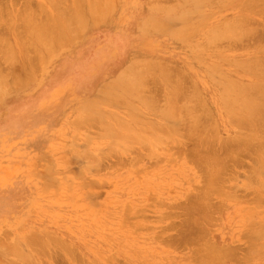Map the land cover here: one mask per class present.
<instances>
[{
    "label": "rangeland",
    "instance_id": "374dc122",
    "mask_svg": "<svg viewBox=\"0 0 264 264\" xmlns=\"http://www.w3.org/2000/svg\"><path fill=\"white\" fill-rule=\"evenodd\" d=\"M210 1L0 0V264H264V0Z\"/></svg>",
    "mask_w": 264,
    "mask_h": 264
},
{
    "label": "bare ground",
    "instance_id": "6f19581e",
    "mask_svg": "<svg viewBox=\"0 0 264 264\" xmlns=\"http://www.w3.org/2000/svg\"><path fill=\"white\" fill-rule=\"evenodd\" d=\"M99 1H100V0H99ZM209 1H210V0H209ZM211 1H212V0H211ZM211 1H210V2H211ZM213 1H214V0H213ZM256 1H257V0H256ZM89 2H90V1H89ZM92 2H93V0H92ZM95 2H96V1H95ZM254 2H255V1H254ZM101 3H102V2H101ZM251 3H252V2H251ZM220 4H221V3H220ZM248 4H249V3H248ZM258 4H259V2H258ZM258 4H256V5L259 7ZM73 5H74V4H73ZM75 5H76V4H75ZM98 5H99V4H98ZM251 5H253V4H251ZM256 5H253V6H256ZM92 6H93V5H92ZM244 6H245V5H244ZM257 6H256V8H258ZM76 7H77V6H76ZM97 7L99 8V6H97ZM251 7H252V6H251ZM251 7H250V4H249V8H250L251 10H254V9H252ZM247 8H248V6H247ZM254 8H255V7H254ZM261 8H262V7L258 8V9H261ZM263 8H264V7H263ZM74 9H75V8H74ZM75 10H76V9H75ZM88 10H89V9H88ZM246 10H247V9H246ZM72 11H73V10H72ZM76 11H77V10H76ZM92 11H93V10H92ZM256 11H257V10H255V13H256ZM259 11L262 12V10H258L257 13H260ZM247 12L250 13L249 10H248ZM263 12H264V11H263ZM74 13H75V12H74ZM84 13H85V12H84ZM90 13H91V12H90ZM92 13H93V12H92ZM92 13H91V15H92ZM239 13H240V12H239ZM77 14H78V13H77ZM82 14H83V13H82ZM85 14H86V13H85ZM85 14H84V15H85ZM72 15H73V12H72ZM249 15H250V14H249ZM79 16H80V14H79ZM66 17H67V16H66ZM90 17H91V16H90ZM239 17L241 18V20H246V19H242L241 15H239ZM239 17H238V18H239ZM250 17H251V16H250ZM48 18H51V15H50ZM82 18H83V16H82ZM245 18H247V17H245ZM253 18H254V17H253ZM58 19H59V18L57 17V20H58ZM72 19L75 20V18H72ZM72 19H69V21H73ZM96 19H97V18H96ZM49 20H50V19H49ZM51 20H52V18H51ZM65 20H67V19H65ZM83 20H84V18H83ZM85 20H86V19H85ZM93 20H94V19H93ZM246 21H247V20H246ZM254 21H255V20H254ZM254 21H253V22H254ZM60 22H61V21H60ZM44 23H45V22H44ZM51 23H52V24L54 23L53 20H52ZM67 23H68V22H67ZM70 23H71V22H70ZM75 23H76V22H75ZM75 23H74V24H75ZM242 23H243V21H242ZM58 24H60V25H58V28H59V29H62L61 26L63 25V23H62V25H61V23L58 22ZM202 24H203V23H202ZM230 24H231V23H230ZM263 24H264V23H263ZM42 25H43V24H42ZM67 25H68V24H67ZM71 25H72V23H71ZM233 25H234V24H233ZM233 25H232V26H233ZM250 25H251V23H250ZM48 26H49V25H48ZM59 26H60V27H59ZM195 26H196V25H195ZM197 26H198V24H197ZM28 27H30V26H28ZM31 27H32V26H31ZM67 27H68V26H67ZM235 27H236V26H235ZM235 27L233 26V27H232L233 29H232V28L229 26V28H230L231 31L234 30ZM247 27H249V26H247ZM34 28H35V27H34ZM48 28H49V27H48ZM77 28H78V27H77ZM77 28H76V29H77ZM191 28H192V27H191ZM193 28H195V27L193 26ZM236 28H237V27H236ZM238 28H239V27H238ZM27 29H28V28H27ZM40 29H42V28H40ZM45 29H46V27H45ZM51 29H52V28H49V32L51 31V32L53 33L54 31H56V29H54V28H53L54 31H52ZM71 29H72V27H71ZM76 29H75V30H76ZM243 29H244V28H243ZM243 29H242V32L240 31V33L242 34V36H245V35H244V31H245V30H243ZM249 29H250V28H249ZM252 29H253V27H252ZM28 30H29V29H28ZM62 30H64V29H62ZM67 30H69V29L67 28ZM72 30H73V29H72ZM72 30H70V31H72ZM226 30H227V29H226ZM247 30H248V28H247ZM32 31H33V30H32ZM32 31H31V32H32ZM41 31H43V30H41ZM77 31H78V30H77ZM228 31H229V29H228ZM238 31H239V30H238ZM249 31H250V30H249ZM249 31H247V34H246V35H248V32H249ZM251 31H252V30H251ZM22 32L24 33V31H21V32H20V35H21ZM29 32H30V31H29ZM29 32H27V33L29 34ZM44 32H45V31H44ZM73 32H74V31H73ZM232 32H233V31H232ZM252 32H253V31H252ZM25 33H26V32H25ZM27 33H26V34H27ZM69 33H70V32H69ZM238 33H239V32H238ZM250 33H251V32H250ZM28 34H27V35H28ZM49 34H50V33H49ZM71 34H72V33H70V35H71ZM236 34H237V29H236ZM20 35L18 34V37H19ZM23 35H25V34H23ZM23 35H21L20 38H22ZM70 35H69V36H70ZM227 35H228V33H227ZM232 35H234V34H232ZM25 36H26V35H25ZM222 36H223V35H222ZM229 36H230V35H229ZM235 36H236V35H235ZM237 36H238V34H237ZM237 36H236V38H238V40H241V38L239 39V37H237ZM249 36H250V34H249ZM27 37H28V36H27ZM29 37H30V36H29ZM32 37H33V36H32ZM32 37H31V38H32ZM51 37H52V36H51ZM58 37L60 38V36H58ZM220 37H221V36H220ZM240 37H241V36H240ZM55 38H56V36H55ZM59 38H58V39H59ZM209 38H211V37H209ZM231 38L233 39V37H231ZM231 38H230V39H231ZM244 38H245V37H243L242 39H244ZM249 38H250V37H249ZM263 38H264V37H263ZM18 39H19V38H18ZM22 39H23V38H22ZM22 39H19V40L21 41ZM44 39H46V41H47V38H44ZM49 39H50V38H49ZM65 39H67L66 36H65V38H64L63 41H62L61 39H60V40H61L62 43H63V42H65ZM212 39H213V38H212ZM234 39H235V37H234ZM33 40H34V39H33ZM41 40H42V39H41ZM50 40H52V39H50ZM60 40H59V42H61ZM210 40H211V39H210ZM218 40H219V39H218ZM220 40H221V39H220ZM227 40H228V39H227ZM236 40H237V39H236ZM259 40H260V39H259ZM44 41H45V40H44ZM46 41H45V42H46ZM212 41H215V40H212ZM224 41H226V40H224ZM224 41H223V42H224ZM228 42H229V40H228ZM234 42H235V41H234ZM257 42H258V41L256 40V43H257ZM260 42H262V41H259V43H260ZM42 43H43V42H42ZM62 43H61V44H62ZM207 43H208V42H207ZM210 43H211V42H210ZM212 43H213V42H212ZM1 44H2V43H1ZM8 44H10V43H8ZM8 44H7V46H8ZM262 44H263V43H262ZM22 45H23V44H22ZM51 45H52V43H51ZM256 45H257V44H256ZM0 46H2V45H0ZM5 46H6V44H5ZM214 46H216L215 43H214ZM44 47H45V45H44ZM0 48H1V47H0ZM4 48H5V47H3V49H4ZM10 48H11V47H10ZM7 49H9V47H8ZM1 51H2V49H1ZM11 51H12V50H11ZM37 51H38V50H37ZM260 51H261V50H260ZM41 52H42V51H40V53H41ZM4 53H5V52H4ZM36 53H37V52H36ZM5 54H6V53H5ZM254 56H255V55H254ZM254 56H253V57H254ZM36 57H37V56H35V58H36ZM38 57H39V56H38ZM14 58H15V57H14ZM251 58H252V57H251ZM251 58H250V59H251ZM253 59H254V58H253ZM256 59H257V57H256L254 60H256ZM0 60H1V58H0ZM259 60H260V59H259ZM37 61H38V60H37ZM37 61H36V62H37ZM251 61H253V60H251ZM1 62H2V61H1ZM1 62H0V64H1ZM8 62H10V61H8ZM8 62H7V63H8ZM34 62H35V59H34ZM36 62H35V63H36ZM249 62H250V60H249ZM35 63H34V65H35ZM142 63H143V62H142ZM259 63H260V61H259ZM248 64H249V63H248ZM250 64H252V63H250ZM257 64H258V63H257ZM146 65H147V64H146ZM155 65H156V64H155ZM152 66H153V65H152ZM158 66H159V65H158ZM149 67H150V66H149ZM149 67L147 66V69H148V70H150ZM252 67H253V66H251V69H252ZM34 68H35V66H34ZM134 68H135V67H134ZM145 68H146V67H145ZM152 68H153V67H152ZM143 69H144V68H143ZM153 69H154V68H153ZM153 69H152V70H153ZM2 70H4V69H2ZM18 70H19V69H18ZM145 70H146V69H145ZM254 71H255V70H254ZM256 71H258V70H256ZM0 72H1V71H0ZM138 72H139V71H138ZM145 72H146V71H145ZM149 72H150V71H149ZM152 72H153V71H152ZM152 72H151V74H152ZM5 73H6V71H5ZM153 73L155 74V72H153ZM160 73H161V72H160ZM148 74H149V73H148ZM151 74H149V76H150ZM154 74L151 75V76H155ZM161 74H162V73H161ZM169 75H170V74H169ZM173 75H174V74H172V77H173ZM178 75H179V74H178ZM167 76H168V75H167ZM170 76H171V75H170ZM170 76H169V77H170ZM175 76H176V75H175ZM177 77H178V76H177ZM179 77H181V76H179ZM179 77H178V78H179ZM223 77H224V76H223ZM225 77H226V76H225ZM225 77H224V78H225ZM134 78H135V77H134ZM163 78H164V77H163ZM153 79H154V78H153ZM158 79H159V78H158ZM165 79H166V78H165ZM136 80H137V79H136ZM149 81H150V80H149ZM152 81H153V80H152ZM156 81H157V80H156ZM173 81H174V80H173ZM233 81H234V80H233ZM233 81H232V82H233ZM0 82H1V81H0ZM4 82H5V81H4ZM4 82H3V83H4ZM154 82H155V81H154ZM154 82H153V83H154ZM157 82H158V81H157ZM235 82H237V80H236ZM235 82H234V84H235ZM176 83H177V82H176ZM229 83H230V82H229ZM239 83H241V81H240ZM131 84H132V83H131ZM236 84H237V83H236ZM236 84H235V85H236ZM246 84H247V83H246ZM246 84H244L245 89L247 88L246 90H248V92H249L250 90H249L248 88H250V85H249L248 87H246ZM1 85H2V84H1ZM126 85H128V84H126ZM145 85H146V84H145ZM178 85H180V82H179ZM235 85H233V87H234ZM241 85H242V84H241ZM241 85H240V86H241ZM247 85H248V84H247ZM259 85H260V84H258V86H259ZM128 86H129V85H128ZM167 86H168V85H167ZM237 86H238V85H237ZM240 86H239V87H240ZM252 86H253V85H252ZM252 86H251V89H254ZM263 86H264V85H263ZM233 87H232V88H233ZM242 87H243V86H242ZM141 88H142V87H141ZM180 88H181V85H180ZM235 88H236V87H235ZM1 89H2V88H1ZM129 89H130V88H129ZM112 90H113V89H112ZM114 90H115V89H114ZM145 90L149 91V88H146ZM145 90H144V92H146ZM180 90H181V89H180ZM241 90H242V89H241ZM150 91H152V93H151L152 95H151L150 93H147V94H149V95H151V96H155V94H153V90L150 89ZM150 91H149V92H150ZM229 91H230V90H229ZM243 91H245V90H243ZM243 91H242V92L240 91V92L243 93ZM263 91H264V90H263ZM263 91H262V92H263ZM144 92H143V93H144ZM169 92H170V91H169ZM231 92H232V91H231ZM233 92H234V89H233ZM254 92H255V91H254ZM182 93H183V92H182ZM234 93H238V92H234ZM245 93H247V92H245ZM250 93H252V91H251ZM229 94H230V93H229ZM239 94H240V93H239ZM243 94H244V93H243ZM149 95H148V97H149ZM182 95H183V94H182ZM227 95H228V94H227ZM236 95H237V94H236ZM236 95H235V96H236ZM241 95H242V94H241ZM253 95H254V93H253ZM260 95H262V93H260ZM156 96H157V95H156ZM224 96H225V95H224ZM230 96H231V95H230ZM245 96H247V95L245 94ZM245 96H244V97H245ZM249 96H250V94H249ZM112 97H113V96H112ZM119 97H120V96H119ZM186 97H187V96H186ZM189 97H190V96H189ZM189 97H188V99H191V98H189ZM252 97H255V95L252 96ZM252 97H251V100H252ZM263 97H264V96H263ZM263 97H262V99H264ZM107 98H108V97H107ZM144 98H145V96H144ZM149 98H150V100H151V97H149ZM153 98H154V97H153ZM234 98H235V97H234ZM249 98H250V97H248V99H249ZM168 99H169V98H168ZM180 99H181V96H180ZM228 99H229V98H228ZM244 99H245V98H244ZM152 100H154V99H152ZM155 100H156V98H155ZM166 100H167V99H166ZM193 100H194V99H193ZM232 100H233V99H232ZM241 100H242V99H241ZM245 100L248 101L247 99H245ZM251 100H250V101H251ZM147 101H148V100H147ZM156 101H157V100H156ZM156 101H155V102H156ZM171 101H172V100L169 99V104H171ZM188 101H189V100H188ZM243 101H244V100H242V102H243ZM250 101H249V102H250ZM252 101H254V102H250V103H253V104H254L256 100H252ZM262 101H263V100H262ZM152 102H153V101H152ZM155 102H153V103H155ZM173 102H175V101H173ZM182 102H184V101H182ZM191 102H192V101H190V105H189L190 108L192 107V106H191ZM197 102H198V101H197ZM263 102H264V101H263ZM143 103H144V102H143ZM145 103H146V101H145ZM184 103H185V102H184ZM184 103H182V104H184ZM193 103H194V102H193ZM244 103H245V104L243 105V104H241V101H239V104L242 105V107H243V106H244V107H248V106H249L248 108H245V109L248 111V109L250 108V109H249V114H250V115L247 116V115L244 113V116L246 115L247 119H249L248 117H250V116L252 117L253 114H256V112L259 110V108L257 109V103H255L254 105L252 104L253 107L250 105V103L247 104V106H246V102H245V101H244ZM128 104H129V103H128ZM148 104H149V103H148ZM148 104H147V105H148ZM172 104H173V103H172ZM172 104H171V105H172ZM224 104H225V102H224ZM130 105H131V104H130ZM135 105H136V104H135ZM166 105H168V104H166ZM177 105H178V104H177ZM180 105H181V104H180ZM180 105H179V106H180ZM194 105H195V104H194ZM133 106H134V105H133ZM133 106H132L131 108H133ZM149 106H151V103H150ZM149 106H147V107H149ZM195 106H196V107H199L200 105H195ZM226 106H227V104H226ZM261 106H262V105H260V109L263 108V107H261ZM136 107H138V106L136 105ZM171 107H172V106H171ZM174 107H175V105H174ZM174 107H173V111H174ZM180 107H181V106H180ZM196 107H195V108H196ZM200 107H201V106H200ZM242 107H241V108H242ZM244 107H243V109H244ZM251 107H252V108H251ZM258 107H259V106H258ZM149 108H150V107H149ZM195 108H193V109L195 110ZM137 109H138V108H137ZM137 109H136V110H137ZM156 109H157V108H156ZM184 109H185V108H184ZM184 109H182V110H184ZM197 109H198V108H197ZM133 110H135V108H133ZM152 110H155V109H152ZM157 110H158V109H157ZM171 110H172V109H171ZM177 110H178V109H176V107H175V112H176ZM179 110H180V109H179ZM203 110H204V109H203ZM233 110L235 111V108H234ZM236 110H237V109H236ZM263 110H264V109H263ZM173 111H172V112H173ZM185 111H186V110H185ZM88 112H89V111H88ZM183 112H184V111H183ZM236 112H238V111H236ZM236 112H235V113H236ZM263 112H264V111H263ZM177 113H178V112H177ZM177 113H174V114H177ZM184 113H185V112H184ZM186 113H187V112H186ZM204 113H205V112H204ZM207 113H208V112H207ZM207 113H206V117L209 115V114L207 115ZM231 113H233V111H232ZM235 113H234V118H235V116H236ZM196 114H197V111H196ZM196 114H195V115H196ZM238 114H239V113H238ZM257 114H258V112H257ZM257 114H256V115H257ZM195 115H194V116H195ZM232 115H233V114H232ZM232 115H230V113H229V116H230V117H232ZM241 115H242V118H243V114H241ZM241 115L239 114L238 116H241ZM187 116H188V115H187ZM187 116H186V114H185V117H187ZM197 116H199V115L197 114L195 117H197ZM200 116H202L201 113H200ZM200 116H199V117H200ZM238 116H237V117H238ZM91 117H93V116H91ZM183 117H184V116H183ZM185 117H184V118H185ZM191 117H192V116H191ZM202 117H204V116H202ZM251 117H250V118H251ZM253 117H254V116H253ZM253 117H252V118H253ZM97 118H98V117H97ZM192 118H193V117H192ZM204 118H205V117H204ZM207 118H208V117H207ZM207 118H206V119H207ZM242 118H241V119H240V117L238 118L240 122H242L243 120H245V119H244L245 117H244L243 119H242ZM254 118L258 121V119L256 118V116H255ZM186 119H187V118H186ZM198 119H199V118H198ZM202 119H203V118H202ZM206 119H205V120H206ZM247 119H246V120H247ZM187 120H189V119H187ZM190 120H191V119H190ZM190 120H189V122H190ZM196 120H197V119H196ZM252 120H253V119H250L249 121L251 122ZM261 120L264 121L263 119H261ZM261 120H260V121H261ZM192 121H193V120H192ZM192 121L190 122L191 124H192ZM201 121H202V120H201ZM231 121L234 122L233 120H231ZM254 121H255V120H254ZM203 122H204V120H203ZM243 122H244V121H243ZM245 122H246V121H245ZM190 123H189V124H190ZM252 123H253V121L251 122V124H252ZM256 123H257V122H256ZM256 123H255V124H256ZM194 124H195V123H194ZM200 124H201V123H200ZM202 124H203V123H202ZM248 124H250V123H248ZM255 124H252V125L255 126ZM259 124H260V123H259ZM195 125H196V124H195ZM236 125H237L239 128L242 126V124L239 126L238 122H236ZM261 125H262V123H261ZM261 125H259V126H261ZM263 125H264V122H263ZM263 125H262V126H263ZM193 126H194V125H193ZM197 126H198V125H197ZM197 126H196V128H198ZM202 126H203V125H202ZM246 126H247V125H246ZM246 126H245V127L243 126V127H244V128H248V127H246ZM238 127H237V129H238ZM201 128H202V127H201ZM249 128H250V127H249ZM199 129H200V128H199ZM212 130H213L212 132L214 133V129H212ZM240 130L243 131V129H240ZM256 130H258V129H256ZM259 130H260V129H259ZM246 131H248V130H246ZM250 131L252 132L253 130L250 129ZM240 132H241V131H240ZM244 132H245V131H244ZM244 132H243V133H244ZM257 132H258V131H257ZM257 132H256V135H257ZM189 133H190V132H189ZM195 133H197V131H196ZM259 133L261 134V131H259ZM198 134H199V133H197V137H198ZM237 134H238V133H237ZM237 134H236V136H238ZM244 134H245V133H244ZM251 134H252V133H250V135H251ZM254 134H255V133H254ZM199 135H200V134H199ZM240 135H241V134H240ZM242 135H243V134H242ZM250 135L248 134V136H250ZM256 135H253V134H252V137H254V136L256 137ZM261 135H264V132H263V134H261ZM195 136H196V134H195ZM195 136H194V137H195ZM257 136H258V135H257ZM240 137H241V136H240ZM240 137L238 136V140H240V139H239ZM242 137H246V136L243 135ZM252 137H250V138H252ZM260 137H261V136H260ZM260 137H259V139H260ZM247 138H249V137H246V140H247V141L249 140L248 142H250V144H252V141L255 140V138H254V139L252 138V139H251L252 141L250 140V138H249V139H247ZM256 138H257V137H256ZM241 139H243V138H241ZM244 139H245V138H244ZM203 140H204V139H203ZM236 140H237V139H236ZM207 141H208V139H207ZM241 141H242V140H241ZM255 141H256V140H255ZM255 141H254V142H255ZM198 142H199V140H198ZM200 142H201V141H200ZM200 142H199V143H200ZM205 142H206V140H205ZM257 142H258V141H257ZM259 142H261V139L259 140ZM199 143H198V144H199ZM207 143H208V142H207ZM207 143H206V144H207ZM210 143H211V142H210ZM200 144H201V143H200ZM202 145H203V144H202ZM204 145H205V143H204ZM208 145H213V144L211 143V144H208ZM213 146H214V145H213ZM257 146H259L258 143H257ZM261 146H262V145H261ZM196 147H197V146H196ZM200 147H201V146H200ZM204 148H205V146H204ZM206 148H208V147H206ZM215 148H216V147H215ZM247 148H248V145L246 146V149H247ZM255 148H256V147H255ZM262 148H264V144H263ZM262 148H261V149H262ZM200 149H201V148H200ZM209 149H211V148H209ZM209 149H208V150H209ZM216 149H217V148H216ZM216 149H215V150H216ZM231 149H232V148H231ZM231 149H229V150H231ZM243 149H245V148H242V150H241L240 153H244V152H246V150L243 151ZM248 149H249V148H248ZM248 149H247V151H248ZM250 149H251V148H250ZM258 149H259V148H258ZM196 150H197V148H196ZM204 150H205V149H204ZM215 150H214V151H215ZM217 150H218V149H217ZM229 150H228V151H229ZM232 150H233V149H232ZM238 150H240V149H238ZM254 150H255V149H254ZM193 151H194V150H193ZM228 151H227V152H228ZM234 151H236V150H234ZM242 151H243V152H242ZM252 151H253V150H252ZM263 151H264V150H263ZM202 152H203V151H202ZM204 152H205V151H204ZM256 152L259 153V152L257 151V149H256ZM260 152H261V150H260ZM230 153H231V152H230ZM240 153H239V154H240ZM248 153L251 154V152H248ZM253 153H255V151H253ZM257 153H256V154H257ZM263 153H264V152H263ZM197 154H198V153H197ZM231 154H232V153H231ZM231 154H230V155H231ZM233 154H234V153H233ZM193 155H194V154H193ZM201 155H202V154H201ZM201 155H200V157H201ZM230 155H229V156H230ZM235 155H237V154H235ZM235 155H233V156H235ZM252 155H253V154H252ZM257 155H258V154H257ZM259 155H260V153H259ZM195 156H196V155H195ZM214 156H215V155H214ZM214 156H213V157H214ZM231 156H232V155H231ZM254 156H255V155H254ZM194 158H196V157H194ZM214 158H215V160H216V159L219 158V156H218L217 158H216V156H215ZM229 158H230V157H229ZM233 158H234V157H233ZM236 158H237V157L235 156L234 159H236ZM260 158H261V160H262V156H260ZM200 159H201V158H200ZM203 159H204V158H203ZM230 159H232V158H230ZM205 160H207V159L205 158ZM213 160H214V159H213ZM219 160H220V159H219ZM232 160H233V159H232ZM257 160H258V159H257ZM261 160H260V161H261ZM196 161H198V160H196ZM211 161H212V160L209 161V165H210V162H211ZM234 161H235V160H234ZM234 161H233V162H234ZM236 161H237V159H236ZM236 161H235V162H236ZM201 162H202V160H201ZM206 162H207V161H206ZM212 162H213V161H212ZM230 162H231V161H230ZM258 162H259V161H258ZM258 162H257V164H258ZM196 163H197V162H196ZM202 163H205V162H202ZM217 163H218V162H217ZM262 163H263V162H262ZM200 164H201V163H200ZM206 164H207V163H206ZM215 164H216V163H214V165H215ZM204 165H205V164H204ZM209 165H208V166H209ZM211 165H212V164H211ZM263 165H264V164H261V167H263ZM200 166L202 167V164H201ZM205 166H206V165H205ZM205 166H204V167H205ZM208 166H207V169H208ZM226 166H227V165H226ZM257 166H258V165H257ZM209 167H210L209 169H211V166H209ZM215 167H216V166H215ZM227 167H228V166H227ZM218 168H219V167H218ZM221 168H222V167H221ZM256 168H257V167H256ZM263 168H264V167H263ZM263 168H262V169H263ZM200 169H201V168H200ZM212 169H213V168H212ZM257 169H259V168H257ZM257 169H256V170H257ZM260 169H261V168H260ZM260 169H259V170H260ZM221 170H222V169H221ZM221 170H220V172H222ZM259 170H258V171H259ZM263 170H264V169H263ZM203 171H204V170H203ZM207 171H208V170H207ZM210 171H211V170H210ZM205 172H206V171H205ZM212 172H214V171H212ZM215 172H216V171H215ZM208 173H209V171H208ZM208 173H207V174H208ZM261 173H262V172H261ZM263 173H264V172H263ZM213 174H214V173H213ZM220 174H221V173H220ZM214 176H215V175H214ZM215 177L217 178V176H215ZM218 178H219V177H218ZM221 178H222V177H221ZM221 178H220V180H221ZM263 178H264V177H263ZM263 178H262V179H263ZM263 180H264V179H263ZM209 181H210V179H209ZM221 181H222V180H221ZM214 182H215V181H214ZM212 183H213V182H212ZM209 184L211 185V183H209ZM213 184H214V183H213ZM213 184H212V185H213ZM216 184H218V183H216ZM263 184H264V183H263ZM212 185H211V186H212ZM216 186H217V185H216ZM218 186H219V184H218ZM206 187H207V186H206ZM204 188H205V187H204ZM208 190H210L209 187H208ZM211 192H212V191H211ZM208 193H210V192L207 191V196H208ZM216 193H217V192H216ZM210 194H213V192L210 193ZM213 195H214V194H213ZM195 197H196V196H195ZM196 198L198 199V196H197ZM196 198H195V199H196ZM208 198H209V199H208ZM208 198H207V200L210 201V198H211V197H208ZM209 201H208V202H209ZM201 202H202V200H201ZM198 203H199V202H198ZM202 203H203V202H202ZM208 204H210V203H208ZM202 206H203V204H202ZM206 209H207V208H206ZM196 210H198V208H197ZM200 210H201V209H200ZM200 210H199V212H200ZM207 210H208V209H207ZM196 212H197V211H196ZM196 212H195V216H198V214H197ZM202 212H204V210H203V211L201 210L200 213H202ZM200 213H199V215H200ZM205 213H206V211H205L204 213H202L201 216H203V214L205 215ZM193 217H194V215H193ZM198 217H199V216H198ZM198 217H196V218H198ZM196 218H194V219H196ZM190 220H191V219H190ZM192 220H193V219H192ZM192 220H191L190 222L195 221V220H193V221H192ZM198 220H199V219H198ZM197 223H198V222H197ZM192 224H194V223H192ZM192 226H193V225H192ZM193 227H194V226H193ZM196 231H197V230H196ZM199 236H200V235H199ZM201 241H202V240H200V243H203V242H201ZM204 243H207V242L205 241ZM204 243H203V244H204ZM204 245H205V244H204ZM206 247H207V246H206ZM199 248H200V247H198V249H199ZM219 248L222 249L220 246H219ZM202 250H204V249H202ZM205 250H206V249H205ZM219 251H221V250H219ZM219 251H217V252H219ZM220 253H221V252H220ZM220 253H219V255L221 256ZM203 254H204V253H203ZM197 255H198V254H197ZM205 255L207 256V254H205ZM205 255H204V256H205ZM199 256H200V255H198V257H199ZM22 258H23V257H22ZM199 259H202V258H199ZM203 259H204V258H203ZM203 259L201 260L202 263H203ZM197 260H198V259H197ZM197 260H196V261H197ZM199 263H200V262H199ZM202 263H200V264H202ZM197 264H198V263H197ZM203 264H204V263H203Z\"/></svg>",
    "mask_w": 264,
    "mask_h": 264
}]
</instances>
